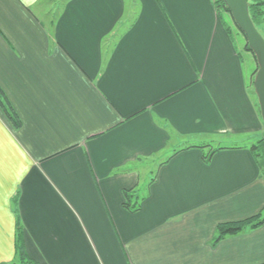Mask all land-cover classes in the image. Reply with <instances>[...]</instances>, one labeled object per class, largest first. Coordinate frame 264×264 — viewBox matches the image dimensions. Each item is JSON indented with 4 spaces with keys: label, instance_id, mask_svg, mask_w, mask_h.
Here are the masks:
<instances>
[{
    "label": "crops",
    "instance_id": "1",
    "mask_svg": "<svg viewBox=\"0 0 264 264\" xmlns=\"http://www.w3.org/2000/svg\"><path fill=\"white\" fill-rule=\"evenodd\" d=\"M47 1L0 0V264L19 229L35 264H264V224L218 239L264 210V122L217 0Z\"/></svg>",
    "mask_w": 264,
    "mask_h": 264
},
{
    "label": "trees",
    "instance_id": "2",
    "mask_svg": "<svg viewBox=\"0 0 264 264\" xmlns=\"http://www.w3.org/2000/svg\"><path fill=\"white\" fill-rule=\"evenodd\" d=\"M249 3V1H248ZM216 5L219 11L220 19L227 28V31L231 34V27L228 23H226L223 15L224 14H231L229 10L227 9L226 5L224 4L223 0H217ZM249 12L250 16L255 24V26L259 24H264V0H252V2L249 3ZM235 23V22H234ZM236 25V24H235ZM237 27V25H236ZM238 29V27H237ZM239 30V29H238ZM240 31V30H239ZM241 32V31H240ZM243 34V33H242ZM244 35V34H243ZM245 36V35H244ZM248 51L253 53L249 45H247ZM254 54V53H253ZM255 56V55H254ZM256 57V56H255ZM0 108L3 111L5 117L8 119V121L12 124V126L18 130L21 128V121L19 120L17 114L11 107L10 103L6 99L3 91L0 88ZM202 148H210L209 153L205 155L204 160L206 163L210 162V159L212 158V155L215 154L217 151L222 150L221 148H213L211 145H205L202 146ZM250 150L254 153L255 158L257 162L260 165V168L262 169L263 176H264V170L262 166V161L264 162V138L256 142ZM132 196L130 195L129 191H125V207L133 212L138 210V201L132 206ZM264 224V216L263 212L259 213L258 215H255L253 217H250L248 219L237 221V222H229L220 224L218 226V239H224L227 236H234L238 235L250 230H254L259 228ZM22 230L19 229L16 239V256L13 262L10 264H18L16 261L20 262L19 264H35V262L29 258L27 255V251L25 248Z\"/></svg>",
    "mask_w": 264,
    "mask_h": 264
},
{
    "label": "water",
    "instance_id": "3",
    "mask_svg": "<svg viewBox=\"0 0 264 264\" xmlns=\"http://www.w3.org/2000/svg\"><path fill=\"white\" fill-rule=\"evenodd\" d=\"M223 2L238 29L245 35L250 50L256 56L259 69L254 80V90L264 122V38L250 16L248 0H223Z\"/></svg>",
    "mask_w": 264,
    "mask_h": 264
},
{
    "label": "rangeland",
    "instance_id": "4",
    "mask_svg": "<svg viewBox=\"0 0 264 264\" xmlns=\"http://www.w3.org/2000/svg\"><path fill=\"white\" fill-rule=\"evenodd\" d=\"M64 0H50V1H47L45 2V5L43 6V12L44 13H51V16L54 15V12L57 10L60 9L61 5H63ZM249 3L252 2V0H248ZM55 9V10H54ZM226 23H228L231 27V34L232 36L235 38V40L237 41V44L238 46H241L243 48V50L246 52V54H249V55H246V64L251 67H253V74H252V79H251V83H250V88H251V92H252V95L254 97V100L256 101V103L258 104V107H259V110H260V106H259V102H258V98L255 94V90H254V80H255V77H256V74H257V71L259 69V65H258V62H257V59L256 57L254 56L253 53H251L250 51H248V42H247V39L246 37L242 34V32H240L235 23H234V20L231 16V14H224L223 15ZM257 30L259 31V33L262 35V37L264 38V24H259L256 26ZM252 61V62H251ZM224 145V144H223ZM262 166H263V170H264V162L262 161ZM263 216H264V210H263ZM18 264L20 262L16 261Z\"/></svg>",
    "mask_w": 264,
    "mask_h": 264
}]
</instances>
